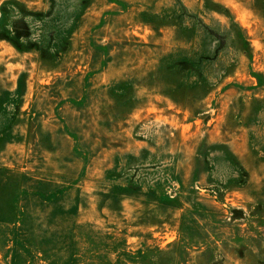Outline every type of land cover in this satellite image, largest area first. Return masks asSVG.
Listing matches in <instances>:
<instances>
[{
  "label": "rangeland",
  "instance_id": "rangeland-1",
  "mask_svg": "<svg viewBox=\"0 0 264 264\" xmlns=\"http://www.w3.org/2000/svg\"><path fill=\"white\" fill-rule=\"evenodd\" d=\"M0 264H264V0H0Z\"/></svg>",
  "mask_w": 264,
  "mask_h": 264
}]
</instances>
